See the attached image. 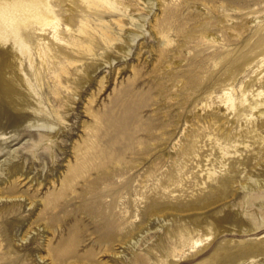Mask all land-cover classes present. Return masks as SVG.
<instances>
[{
    "label": "rangeland",
    "instance_id": "obj_1",
    "mask_svg": "<svg viewBox=\"0 0 264 264\" xmlns=\"http://www.w3.org/2000/svg\"><path fill=\"white\" fill-rule=\"evenodd\" d=\"M108 1L51 0L56 26L20 31L42 99L25 83L0 98V165L17 153L0 176V264H264L250 209L264 192V0ZM17 55L0 45L7 79ZM88 148L100 158L84 163ZM93 183L104 194L88 199Z\"/></svg>",
    "mask_w": 264,
    "mask_h": 264
},
{
    "label": "bare ground",
    "instance_id": "obj_2",
    "mask_svg": "<svg viewBox=\"0 0 264 264\" xmlns=\"http://www.w3.org/2000/svg\"><path fill=\"white\" fill-rule=\"evenodd\" d=\"M98 2H102L104 5H107L109 9H115L113 3H111L108 0H97ZM178 5V4H177ZM176 5V6H177ZM175 6V7H176ZM176 10V9H175ZM175 12V11H174ZM57 18L55 14L52 11V6H51V0H0V45H5L9 40L12 41L13 45L17 48L18 55L15 60L19 61L18 63V68H17V74L13 75L11 79L6 78V69L12 66L13 62H10V65L6 63L3 67V70L0 71V98H7V99H14L15 97L19 96L18 94V88H17V83H25L26 86L28 87L29 91L31 93H34L35 96H37V103L40 104V100L42 99V96L38 95L37 92L34 91V89L31 88L29 80L27 78V74L23 73V71L20 69V66L22 65V56H28L29 57V64L32 65V59L29 56V50L27 44L24 42V40L20 36V31L22 29H27L33 25L37 26L39 29L43 30L48 26H56ZM189 37V34L185 37L184 41L186 42ZM243 59V57H241ZM237 72V67H234L232 69V74ZM21 93V92H20ZM258 96H261L262 93L259 92L257 94ZM222 97L224 101V104H227L228 107L231 109H234V104H233V98L231 96V93L228 91H224L222 93ZM9 115L7 116V125L14 124L16 120H18L17 115ZM39 126V125H38ZM47 138L48 136L44 135H39L38 142L42 144H47ZM4 140L3 138H0V146L2 147ZM19 143V142H18ZM29 149V148H28ZM227 152L224 153V155ZM8 157L7 159H4V161L1 162L0 165V176L3 174V170L5 171L6 166L11 163L14 158L17 157L16 150H11L7 152ZM101 153H99L96 149H87L86 153L84 154V163L87 161H90L91 159H96L100 158ZM4 167V169H3ZM85 169H81L78 171L76 177L74 175H71V179H81V178H87L89 176V171L86 169H90V166L84 165ZM213 172H210L212 174ZM75 180L74 183L75 184ZM73 184L69 185L66 190L68 191H73ZM67 192V191H66ZM62 192V193H66ZM60 192L58 191L53 198L52 204L50 205L52 208H55L57 206V203L59 200L55 201V199L59 198L57 197ZM85 195H89L90 199L92 196L94 197L96 194L101 195L104 194L103 192L101 193L98 190V186L96 183H93L91 186L87 187L86 191L84 192ZM0 198H4L1 197ZM7 198H16L6 196L5 199ZM21 198V197H19ZM105 204L104 202L98 203V212L99 214H103V208ZM250 209L252 212V216L260 223L261 226H264V192L255 196L251 200L250 204ZM251 230V229H249ZM120 237V233L115 234V233H110L109 237L107 240L111 241L116 238ZM21 240H23L21 238ZM197 245L198 243L195 242ZM66 247L69 250H73L75 248L74 241L71 240ZM91 255V254H88ZM86 255V257L88 256ZM41 259V258H39Z\"/></svg>",
    "mask_w": 264,
    "mask_h": 264
}]
</instances>
